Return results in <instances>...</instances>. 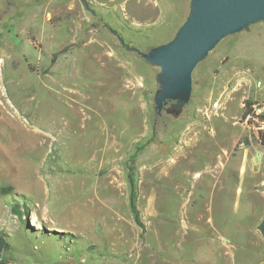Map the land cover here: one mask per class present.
<instances>
[{
    "label": "rangeland",
    "instance_id": "obj_1",
    "mask_svg": "<svg viewBox=\"0 0 264 264\" xmlns=\"http://www.w3.org/2000/svg\"><path fill=\"white\" fill-rule=\"evenodd\" d=\"M88 1L0 0V264H264V146L240 123L264 99V22L156 118L160 68L136 50L191 0Z\"/></svg>",
    "mask_w": 264,
    "mask_h": 264
},
{
    "label": "water",
    "instance_id": "obj_2",
    "mask_svg": "<svg viewBox=\"0 0 264 264\" xmlns=\"http://www.w3.org/2000/svg\"><path fill=\"white\" fill-rule=\"evenodd\" d=\"M257 22H264V0H191L190 14L172 40L136 50L142 60L160 68L155 117L178 119L190 104L198 63L225 37Z\"/></svg>",
    "mask_w": 264,
    "mask_h": 264
},
{
    "label": "built area",
    "instance_id": "obj_3",
    "mask_svg": "<svg viewBox=\"0 0 264 264\" xmlns=\"http://www.w3.org/2000/svg\"><path fill=\"white\" fill-rule=\"evenodd\" d=\"M257 89L263 87V83H256ZM215 107H219V102L215 103ZM243 114L240 123L250 131L254 132L260 142L264 140V99H255L251 102L242 103Z\"/></svg>",
    "mask_w": 264,
    "mask_h": 264
},
{
    "label": "trees",
    "instance_id": "obj_4",
    "mask_svg": "<svg viewBox=\"0 0 264 264\" xmlns=\"http://www.w3.org/2000/svg\"><path fill=\"white\" fill-rule=\"evenodd\" d=\"M81 2H82V4L84 5V7L86 8V9H88V10H91V5H90V2L88 1V0H81ZM106 28L107 29H109L112 33H114V34H117L116 33V31L114 30V29H112V28H110L108 25H106ZM118 38H119V40L121 41V43L123 44V45H125V47H127V45L125 44V42H124V39H123V37L122 36H118ZM247 103H249V102H251V101H249V100H247L246 101ZM263 146H264V140H263V144H262ZM17 211V210H16ZM135 213H136V222L139 224V225H141V226H143V224L141 223V221H140V219H139V216H138V213L135 211ZM259 230H260V232H261V234H262V236L264 237V219L261 221V223H260V225H259ZM0 244H1V246H5V244H4V242H0Z\"/></svg>",
    "mask_w": 264,
    "mask_h": 264
}]
</instances>
